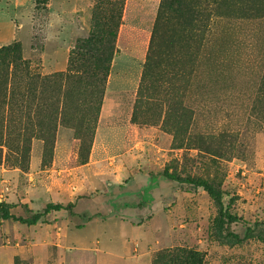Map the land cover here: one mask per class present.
<instances>
[{
  "label": "rangeland",
  "instance_id": "374dc122",
  "mask_svg": "<svg viewBox=\"0 0 264 264\" xmlns=\"http://www.w3.org/2000/svg\"><path fill=\"white\" fill-rule=\"evenodd\" d=\"M110 1L0 0V203L21 218L74 205L37 228L0 220V264H56L58 235L108 214L143 224L135 236L155 242L151 264H167L177 248L204 254L205 264H264L258 242L211 240L206 193L163 176L214 183L239 235L264 222V0H178L181 29L201 30L177 81L169 68L143 77L157 16L173 4L113 0L109 13ZM172 47L187 49L184 39ZM136 69L138 89L122 86ZM118 225L72 229L65 264H93L81 248L92 249L95 227L100 249L122 256ZM46 236L41 262L30 247Z\"/></svg>",
  "mask_w": 264,
  "mask_h": 264
},
{
  "label": "trees",
  "instance_id": "16d2710c",
  "mask_svg": "<svg viewBox=\"0 0 264 264\" xmlns=\"http://www.w3.org/2000/svg\"><path fill=\"white\" fill-rule=\"evenodd\" d=\"M168 2L173 4V6H168L169 14L163 15L159 13L152 29L149 47L143 65L144 78L150 73L159 77L158 75L160 74L158 73L160 71L162 72L165 68H169L173 72L172 80L177 81L182 79L181 73L183 72L182 69L184 66L192 60V54L188 51L189 44L186 43L194 41V32H200L201 29L198 28L196 29L197 31L191 28H189L188 31L181 29L183 23L182 19L185 21L181 5L178 0H168ZM213 2H215V0ZM105 5L107 6L106 9L109 13L115 8V2L113 0L105 3ZM206 26L207 24L203 26V29L206 28ZM163 28H166L164 29V34L159 37L157 35L158 31ZM180 29L181 33L178 34L176 31ZM185 32H188V36L186 37L184 36ZM109 36L113 39L114 33H109ZM176 39H184L187 49L180 48L173 52L174 49L172 44H177L178 40ZM15 50H17L16 47ZM110 67H108L105 71V80H103L104 84L108 78ZM159 68H161L160 71ZM163 176L167 180L177 183L180 186H186L188 193H196L197 191H203L206 193L215 209V216L210 222V238L215 243L227 247H236L248 241H255L264 245V222H254L248 225L245 224L246 227L242 235H239L231 230V226L233 224L235 225L241 221L231 214L229 210L230 204L224 203L223 193L214 183L204 179H181L178 176L169 174L167 171L163 172ZM73 206L74 205L72 204H68L66 206L61 204H47L41 212H30L29 216L21 218L15 217L11 214V207L9 205L0 203V220L3 222L18 223L21 226L34 227L40 220L48 216L50 213L62 211L70 213ZM160 255L161 253H157L156 256H153V259H160ZM167 264H205V255L192 249L177 248L168 253Z\"/></svg>",
  "mask_w": 264,
  "mask_h": 264
},
{
  "label": "crops",
  "instance_id": "0c3cea01",
  "mask_svg": "<svg viewBox=\"0 0 264 264\" xmlns=\"http://www.w3.org/2000/svg\"><path fill=\"white\" fill-rule=\"evenodd\" d=\"M115 66V59L111 64L110 67V72L108 75V82H107V87L109 88L111 86V82L113 79L112 76V70ZM131 82H126L122 84V86H129L131 89H138L140 85V71L138 69L133 71V74L131 75ZM122 83L124 81V76L122 77ZM128 174V173H127ZM135 175V174H134ZM133 175V176H134ZM129 179V178H128ZM131 179V178H130ZM129 179V180H130ZM52 213H59V212H52ZM117 218V217H116ZM112 218L108 215H105V218H95V219H89L85 223L87 226L91 225H99L100 223L106 224L107 222H115L117 221L120 222L121 226L118 227L119 234H118V239L121 240V244L125 250V252L122 256L113 254L109 250H101L100 249V239H99V233L97 232V229L95 227V234L93 235L92 238V249L90 248H81L83 251L86 252H91L93 254L92 262L93 264H151V255L154 254V248H155V242H153L152 246H148L149 242H151L150 236L146 232V238L141 239V238H136L135 232H138L140 228H142L143 224H139L134 220H129L125 218ZM83 225L81 228H72L73 230H80L84 229L86 227ZM36 227V226H34ZM37 228V227H36ZM128 228L129 234L133 235L131 236L132 240L127 241V235L124 234L125 230ZM72 229L68 230L66 233L58 235L57 243H56V248L54 250V256L53 259H56V264H65L66 262V252H70V250L75 249V243L69 239V234L72 231ZM143 229V228H142ZM143 232V231H142ZM107 234V233H106ZM109 236V235H108ZM47 236L42 239H40L38 244L34 243L30 248L34 250V257L33 259H36L41 262H46L48 259V254H46L44 251L45 247H43L46 243L43 241H48ZM50 240H54V237L48 236ZM109 243L112 242L110 238L107 240ZM106 241V242H107ZM107 242V243H108ZM32 244V243H31ZM88 244V243H87ZM111 244V243H110ZM158 244V243H157ZM35 246V247H33ZM130 246V254H128L127 247ZM152 247V249H151ZM131 255V256H130ZM80 264V263H78Z\"/></svg>",
  "mask_w": 264,
  "mask_h": 264
}]
</instances>
